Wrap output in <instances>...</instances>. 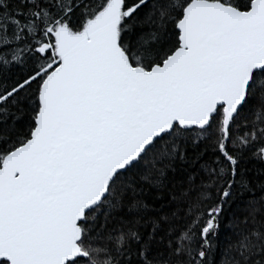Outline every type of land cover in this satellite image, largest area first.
<instances>
[{
	"label": "snow or ice",
	"instance_id": "1",
	"mask_svg": "<svg viewBox=\"0 0 264 264\" xmlns=\"http://www.w3.org/2000/svg\"><path fill=\"white\" fill-rule=\"evenodd\" d=\"M0 264H264V0H0Z\"/></svg>",
	"mask_w": 264,
	"mask_h": 264
}]
</instances>
